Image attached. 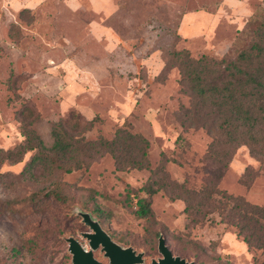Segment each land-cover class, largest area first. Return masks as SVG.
I'll return each instance as SVG.
<instances>
[{"label":"rangeland","instance_id":"374dc122","mask_svg":"<svg viewBox=\"0 0 264 264\" xmlns=\"http://www.w3.org/2000/svg\"><path fill=\"white\" fill-rule=\"evenodd\" d=\"M262 18L264 0H0V264H73L68 237L90 249L81 211L143 252L142 264L162 256L160 236L195 264H264L218 210L185 211L188 191L213 182L207 156L216 128L203 126L211 117L193 123L189 82L172 56L234 60L251 42L249 22ZM67 118L81 121L68 137L83 142L130 125L150 142V168L118 169L111 154L83 142L71 173L50 160L28 165L47 150L9 158L29 128L50 148L54 125ZM154 179L165 186L152 197L153 217L141 218L140 188ZM216 186L264 206V154L239 145ZM52 189L61 196H48ZM94 254L110 264L101 248Z\"/></svg>","mask_w":264,"mask_h":264},{"label":"trees","instance_id":"16d2710c","mask_svg":"<svg viewBox=\"0 0 264 264\" xmlns=\"http://www.w3.org/2000/svg\"><path fill=\"white\" fill-rule=\"evenodd\" d=\"M247 36L251 42L247 41L234 60L226 56L217 59L208 55L194 58L187 50H176L172 56L174 64L179 66L189 82L188 90L198 115L196 120H192L193 123L204 122L203 126L216 128L215 139L207 156L212 165L210 174L213 182L200 191H188L192 195L187 201L185 211L194 218V215L203 213L206 216L213 210H218L220 222L235 226L249 249L260 250L264 254V206L233 196L216 186L228 169L239 145L247 144L252 151L258 150L264 154V18L249 22ZM30 113L32 114V110ZM71 115L81 117L75 111H71ZM204 117H211L215 122L210 123L211 125L206 121L201 123L200 120ZM80 125V120L73 122L71 118L60 119L53 127L54 141L50 148L46 147L35 129H25L21 149L15 154L10 152L9 158L19 162L29 151L47 150L48 154L34 157L28 165L31 166L37 160H50L51 163L58 164L61 172L71 173L80 168L73 164L81 154L80 143L83 140L68 137V132ZM83 143L89 145L96 154H111L118 169L150 168V142L142 133L133 132L130 125L117 129L112 139L101 137ZM164 186L154 179L140 188L147 196L140 197L137 201L139 209L136 213L139 217H153L152 197ZM51 195L55 199L61 196L57 189H52L48 196ZM93 210L99 217L103 216V210L99 206L95 205ZM90 215L94 218L91 213ZM94 219L100 223L98 219Z\"/></svg>","mask_w":264,"mask_h":264},{"label":"water","instance_id":"95a60500","mask_svg":"<svg viewBox=\"0 0 264 264\" xmlns=\"http://www.w3.org/2000/svg\"><path fill=\"white\" fill-rule=\"evenodd\" d=\"M80 215L83 217V222L91 229V231L82 233V236L89 241L90 249H86L76 237H68L73 264H104L95 257L94 250L98 248H101L110 264H140L144 262L143 252H137L131 246L123 247L118 244L101 224L92 218L90 213L80 212ZM158 250L162 256L158 260L154 259L152 264H195V262L174 255L163 236L159 238Z\"/></svg>","mask_w":264,"mask_h":264},{"label":"flooded vegetation","instance_id":"af4514ba","mask_svg":"<svg viewBox=\"0 0 264 264\" xmlns=\"http://www.w3.org/2000/svg\"><path fill=\"white\" fill-rule=\"evenodd\" d=\"M159 259V258H158ZM143 263V262H142ZM142 263H140V264H142Z\"/></svg>","mask_w":264,"mask_h":264}]
</instances>
